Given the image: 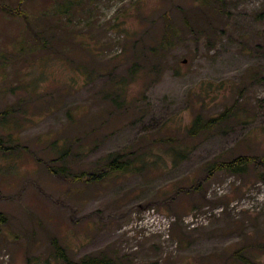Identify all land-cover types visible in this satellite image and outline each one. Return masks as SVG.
I'll return each instance as SVG.
<instances>
[{"label":"rangeland","instance_id":"1","mask_svg":"<svg viewBox=\"0 0 264 264\" xmlns=\"http://www.w3.org/2000/svg\"><path fill=\"white\" fill-rule=\"evenodd\" d=\"M207 2L0 0V264H264V165L210 172L264 157V0Z\"/></svg>","mask_w":264,"mask_h":264},{"label":"trees","instance_id":"2","mask_svg":"<svg viewBox=\"0 0 264 264\" xmlns=\"http://www.w3.org/2000/svg\"><path fill=\"white\" fill-rule=\"evenodd\" d=\"M22 1V0H20ZM207 1L209 0H203L204 3H208ZM67 9L65 8L63 11H61V14H66L67 13ZM11 13H17L20 16H22L23 18H25L27 20V25L28 27H30L29 23H28V18L25 14H23V12L19 11V8H17L16 10L11 11L8 10ZM261 15H259L260 17ZM169 31H165L164 35L162 36L160 42H159V46L158 48H153L152 50H150L154 56H157L158 54L168 51L172 48V42H171V35L176 36V30L174 28V26H170L169 28H167ZM32 31V30H31ZM33 33V31H32ZM35 39L39 40V37L37 35L34 36ZM40 43H42L43 45H46V43L42 42L41 40H39ZM230 110H228L225 114L220 115L218 118H210L206 121H203L201 116H197L192 124L190 125V127L188 128V133L190 136H196L198 134H200L202 131L209 129L210 126L215 125L216 123L222 121L223 117L227 116L228 114H230ZM0 149H3V145H2V139L0 137ZM107 163L106 166L97 174H91V173H82L79 176L74 177L75 179H77L78 181H84L86 183H91V182H101L103 179L107 178L108 176H110L111 174L117 173V172H121V173H127L131 170L130 168V163L125 160L122 159L121 156L118 155H112L110 156L109 159H107ZM250 165L256 167V166H262L264 165V157H250V156H240L236 159H233L229 162H216L212 165V168L210 169V172H215V171H229L231 173H243L246 167H249ZM49 172H51L52 174H55L56 172L53 169L48 168ZM5 222L4 219L1 218V214H0V224H3ZM51 246L54 250V258L55 260L62 262V264H71L70 259L66 256L64 249L55 241L52 240L51 241ZM241 259L242 257L239 256ZM243 263L244 264H248V260L243 258ZM79 264H114L111 260H106V259H102V258H86L80 261Z\"/></svg>","mask_w":264,"mask_h":264}]
</instances>
